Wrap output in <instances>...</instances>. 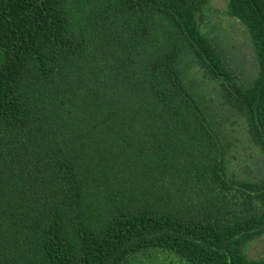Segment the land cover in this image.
I'll return each instance as SVG.
<instances>
[{"label":"trees","instance_id":"16d2710c","mask_svg":"<svg viewBox=\"0 0 264 264\" xmlns=\"http://www.w3.org/2000/svg\"><path fill=\"white\" fill-rule=\"evenodd\" d=\"M227 9L256 47L246 86L209 0H0V264H264V175L232 168L224 125L244 117L264 159V0Z\"/></svg>","mask_w":264,"mask_h":264},{"label":"flooded vegetation","instance_id":"af4514ba","mask_svg":"<svg viewBox=\"0 0 264 264\" xmlns=\"http://www.w3.org/2000/svg\"><path fill=\"white\" fill-rule=\"evenodd\" d=\"M209 7L210 11L206 13V18L208 17H219L222 18V23L220 24L216 22V26L214 25L213 29H217V31L221 32L220 39L222 40L223 37H225V40H231L234 39L237 43L235 46H237V49L239 53L244 56V59L247 55H252L251 61L252 64L248 63L247 61L240 66H236L233 64V62L229 58V54H227V50L223 47V58L226 60V64L231 70L233 76L237 79V82L243 86L249 85L251 83L255 82L256 77L259 75V65L256 58V47L252 43V37L250 36V33L243 23L242 19L237 15H230L227 9V0H209ZM214 24V23H213ZM225 33V34H224ZM247 74H250L247 76ZM218 86V85H217ZM237 123L243 125L244 131H241V133L244 134L245 140H246V149L250 150L249 157L253 158L256 157L261 158L264 169V159L262 155L257 154L256 151L249 147L250 142L247 139L246 136H248L247 133V122L244 117H235ZM236 123V124H237ZM230 134V133H229ZM239 139L234 140V143H238ZM236 158V154L234 155V159ZM259 169L258 163L254 162L252 167L246 166V169L249 170V172H254ZM260 173H263L261 176L258 175L252 179H257L259 177H262L264 175V171H261ZM246 254L250 257V259L258 260V259H264V235L260 236L256 240L252 241L248 248L246 249Z\"/></svg>","mask_w":264,"mask_h":264},{"label":"rangeland","instance_id":"374dc122","mask_svg":"<svg viewBox=\"0 0 264 264\" xmlns=\"http://www.w3.org/2000/svg\"><path fill=\"white\" fill-rule=\"evenodd\" d=\"M215 22H218L219 24L220 22L222 23V18L212 17V16L208 18L205 17L204 22L202 23L203 32L210 37H214L218 39L222 48L224 47L227 50V54H229V58L233 62L234 65L240 66L246 61L252 64V61H251L252 55L249 54L244 59V56H242L239 53L237 46H235V44H239V43H237L234 39L225 40V37H223L222 40L220 39L221 32L220 31L218 32L217 29H213L215 25L213 23ZM187 75L190 76L191 79H195V83H197V86L202 88V94L205 97V100L210 105V108L212 109L211 111L215 114L216 117H218L219 113L223 112V108L218 103L219 97H218L217 87L214 85L213 82L204 79L201 73H200L201 75L200 77L192 70H188ZM249 75L250 74H247V76ZM227 118L232 119V120L234 119L232 116H229ZM224 125L226 126L227 130L231 132L230 134L227 135L229 139H232L233 142L235 138L239 139V142L233 146L234 148L233 150L235 151L236 158L235 160L231 161L232 168L235 171H237V173L241 177H250L252 179L258 175L261 176L263 173H260V172L264 171L263 166H261L263 162L261 158L257 159L254 156L253 158L249 157V153L251 151L246 149L247 143L245 140V136L243 133H241V131H244L243 125L237 123L231 126L229 122H227ZM254 162L258 163L259 169L256 168L257 170H255L254 172H249V170L246 169V166L252 167Z\"/></svg>","mask_w":264,"mask_h":264}]
</instances>
